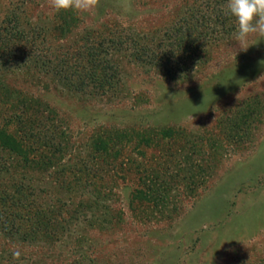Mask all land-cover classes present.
<instances>
[{
    "label": "rangeland",
    "instance_id": "374dc122",
    "mask_svg": "<svg viewBox=\"0 0 264 264\" xmlns=\"http://www.w3.org/2000/svg\"><path fill=\"white\" fill-rule=\"evenodd\" d=\"M226 4L99 0L80 13L54 12L48 0H0V26L8 17L43 25L52 48L147 35L168 51L179 40L174 31L188 28L202 35L204 55L182 80L110 51L117 87L95 96L68 93L32 72L4 78L56 112L68 134L61 164L78 156L95 165L98 191L67 193L55 168L36 174L35 197L44 208L67 202L68 223L49 241L0 229V264H264V40L252 36L240 50ZM71 18L77 24L60 37ZM123 134L130 140H118ZM101 138L120 151L110 164L101 153L91 157ZM139 189L146 199L136 197ZM97 198L99 205L86 206Z\"/></svg>",
    "mask_w": 264,
    "mask_h": 264
},
{
    "label": "trees",
    "instance_id": "16d2710c",
    "mask_svg": "<svg viewBox=\"0 0 264 264\" xmlns=\"http://www.w3.org/2000/svg\"><path fill=\"white\" fill-rule=\"evenodd\" d=\"M77 22L74 18L64 19L58 30L60 37ZM198 33L188 28L174 31L175 39L178 35L179 40L170 43L168 51L161 50L162 41L157 43L154 36L150 39L147 35L93 38L74 49L52 48L49 39L52 32L49 34L47 27L8 17L0 26V229L4 234L23 241H49L59 230L64 231L68 220L63 211L68 204L58 199L54 206L44 208L34 194L36 174L55 168L57 183L69 193L97 190L93 181L98 172L95 165L78 156L74 165L61 164L67 154L68 134L56 112L33 96L10 88L4 78L17 72H32L74 95L106 94L117 87L120 76L117 65L110 59L113 51L133 63L158 66L167 76L183 80L194 71L196 63L200 66L204 61L203 51L197 48L202 37ZM119 138L130 140L128 134ZM92 143L93 160L101 153L108 164L109 159H116L120 153L111 152L109 139H94ZM144 191L137 190L136 197L146 199ZM98 200L86 206L99 205Z\"/></svg>",
    "mask_w": 264,
    "mask_h": 264
},
{
    "label": "clouds",
    "instance_id": "9594fccd",
    "mask_svg": "<svg viewBox=\"0 0 264 264\" xmlns=\"http://www.w3.org/2000/svg\"><path fill=\"white\" fill-rule=\"evenodd\" d=\"M54 12L72 10L75 12H92L99 0H48ZM130 6L125 5V10ZM226 14L235 24L234 39L240 50H247L250 37L264 40V0H227Z\"/></svg>",
    "mask_w": 264,
    "mask_h": 264
}]
</instances>
